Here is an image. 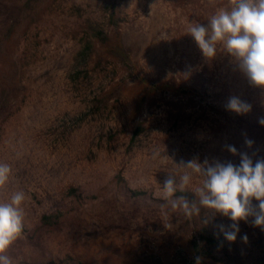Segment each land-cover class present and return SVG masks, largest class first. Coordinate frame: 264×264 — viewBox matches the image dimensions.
Returning a JSON list of instances; mask_svg holds the SVG:
<instances>
[{"label":"rangeland","instance_id":"rangeland-1","mask_svg":"<svg viewBox=\"0 0 264 264\" xmlns=\"http://www.w3.org/2000/svg\"><path fill=\"white\" fill-rule=\"evenodd\" d=\"M231 6L0 0V162L12 169L0 202L25 193L13 264H264L252 217L229 242L227 217H187L163 199L165 178L188 172L184 197L198 204L202 177L181 161L264 159V89L188 34ZM233 96L251 111L227 110Z\"/></svg>","mask_w":264,"mask_h":264},{"label":"clouds","instance_id":"clouds-1","mask_svg":"<svg viewBox=\"0 0 264 264\" xmlns=\"http://www.w3.org/2000/svg\"><path fill=\"white\" fill-rule=\"evenodd\" d=\"M188 34L208 60L214 59L217 46H222L250 84L264 89V0H232L230 9L219 8L206 24L194 22ZM226 108L240 115L251 111L250 104L235 96L228 100ZM259 123L264 126V118ZM247 143L251 146L252 141ZM229 151L236 154L237 150L229 146ZM179 165L202 177V184L194 190L198 204L197 201L190 203L176 193L186 190L191 175L188 172L179 178L168 175L162 191L163 199L172 210H181L191 217L199 215L203 207L227 217L232 221L229 230L222 225L220 228L229 242L236 240L241 220L252 217L254 226L264 228V159L254 163L242 153L239 165L208 160L201 163L197 158L181 161ZM11 173V166L0 162V187L9 181ZM253 199L258 204L254 205ZM24 200L25 193L17 191L8 202H0V264H13L5 253L21 232ZM241 239L247 242L246 235ZM195 262L201 264V257L197 256Z\"/></svg>","mask_w":264,"mask_h":264},{"label":"trees","instance_id":"trees-1","mask_svg":"<svg viewBox=\"0 0 264 264\" xmlns=\"http://www.w3.org/2000/svg\"><path fill=\"white\" fill-rule=\"evenodd\" d=\"M144 130L143 125L139 126V129L135 132L136 135L140 134ZM179 195L186 196L185 192H179ZM44 222L52 223V217L50 216H44L43 217Z\"/></svg>","mask_w":264,"mask_h":264}]
</instances>
